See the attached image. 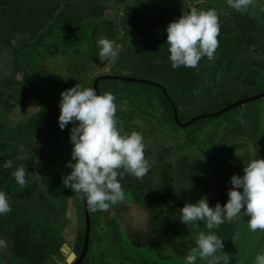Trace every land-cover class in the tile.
<instances>
[{
  "label": "rangeland",
  "instance_id": "obj_1",
  "mask_svg": "<svg viewBox=\"0 0 264 264\" xmlns=\"http://www.w3.org/2000/svg\"><path fill=\"white\" fill-rule=\"evenodd\" d=\"M77 1L82 3L84 11H90L93 5L106 8L103 17L92 19L87 23V37L91 44L87 60L75 61L73 64L76 69L74 78L79 80L81 88H87L93 78L113 75V71L117 70L116 62L122 59L121 57L133 44L132 37L124 34L120 27L124 9L132 6L141 18L148 19L151 16L138 0ZM263 2L264 0H255L253 6L240 13L260 22ZM169 5H175L174 10L161 14L159 18L153 20L154 24L158 25V30L181 17L175 9L180 10L182 14L191 8L215 9L219 16V23L228 21L236 12L228 6L227 0H176ZM179 6L183 10L179 9ZM67 34L66 30L58 26L47 25L31 42L28 37L18 35L13 40V45L20 53L15 55L12 51H5L0 55V88L5 95L8 96L11 90L5 89L3 84L13 76L18 81L24 79L32 81L34 91L38 95L59 105L62 92L44 90L41 87V76L33 70L32 66L41 56H44L47 59L42 62L40 70L46 74L47 79L56 80L66 74L70 59L61 56L60 52L64 49L69 50L73 56H77L79 52V48L72 43V40L61 42L62 37ZM110 35H112L111 38L108 37ZM102 37L114 42L117 53L115 58L103 62L98 58L100 49L97 46L98 39ZM14 62L21 66L23 72H14ZM217 66L216 57L204 66L208 72L207 80ZM226 68L223 77L214 76L209 80L212 86L226 80L229 82V90L236 88L237 91L242 92V95L247 94L246 97L263 92L264 50L244 51V54L230 58ZM31 111V108L23 111L14 104V109L7 115L6 122H0V135H11L16 123L28 119ZM155 115L156 113L153 112V116ZM230 122L233 126H242L246 133L229 135ZM74 126L70 123L61 130L58 123L40 138L45 150L51 151L53 155L44 164L37 181L29 190L24 194L15 195L11 188L14 182L9 187L4 185L0 187V191L6 193L10 207L14 205L26 207V219L38 231L39 236L47 242H56V244L60 242L56 255H46L44 258L38 256L33 264L72 263L67 259L69 253H74L81 193H74L65 187L62 177L71 172L66 165L71 160L73 144L70 133ZM133 131L138 132L131 129H124L123 132L127 135ZM141 135L145 146V159L151 165L150 171L143 181L132 178L123 179L121 183L125 191L124 199L111 205L108 211H100V219L92 233V264H123L127 250L151 253L154 258L153 264L186 260L187 254L196 246L197 235L200 232L208 234L210 231L213 232V229H207L203 221H196L188 226L185 225V233L182 235L166 233L158 227L155 213L139 204L141 201L146 202L148 188L154 189L158 185L156 167L161 149L162 147L169 149L164 160L173 166L174 185L169 196L173 212L181 217L180 209L186 203H196L204 197L207 198L209 206L213 207L216 202L219 178L226 181L225 169L232 156L242 157L245 161L244 166L253 159H264V97L237 106L228 118L208 122L199 130L172 133L169 127L159 125L149 135ZM55 136L60 138V142L56 141ZM12 150L13 148L0 142V157L10 154ZM31 163L29 159L26 171ZM67 192L70 195H65ZM6 215H0V264H32L22 252L14 250L18 248L14 247L12 235L2 228V220ZM247 221L248 217L241 212L237 220L233 222L236 238L222 239L224 243L222 251L230 255L228 264H254L255 257L264 253V232L251 231ZM64 246L70 248L67 253L62 251ZM216 255L220 256L223 253L218 251ZM202 264H206V261Z\"/></svg>",
  "mask_w": 264,
  "mask_h": 264
},
{
  "label": "trees",
  "instance_id": "obj_2",
  "mask_svg": "<svg viewBox=\"0 0 264 264\" xmlns=\"http://www.w3.org/2000/svg\"><path fill=\"white\" fill-rule=\"evenodd\" d=\"M175 1L138 0L139 4L144 6L151 16L148 19L138 16L132 6H127L123 11L120 27L124 34L132 37L133 44L121 57L122 59L116 62L117 70L113 71V75L143 79L158 84L166 90L168 98L164 96L159 87L154 85L115 79L100 80L96 86L97 94L103 95L111 92L115 96L117 105L115 118L122 135H125L124 129L137 130L140 134L149 135L159 125L169 127L172 133L199 130L208 122L228 118L237 107L216 116L212 114L236 102L235 100H241L247 96V94L242 95V92L237 91L236 88L229 90V82L226 80L215 86H212L209 80L214 76L218 78L224 76L227 69L226 63L230 58L244 54V51L259 52L264 50V10H262L264 7L260 11V22L236 11L228 21L219 23V44L215 52L218 66L207 80L208 72L204 68L210 62L207 57L200 60L198 68L181 66L173 70L169 60V45L166 43L167 27L158 30V25L153 22L154 18H159L161 14L174 10L175 5L171 6L169 3ZM179 9L182 7L179 6ZM175 10L182 16L180 10ZM198 10L209 9L203 7ZM105 11L106 8L100 5H93L90 11H84L82 3L77 0H0V55L5 51H12L15 55L20 53L13 45V40L18 35L28 37L31 42L47 25H55L66 30L68 34L62 37L61 42L72 40V43L79 48L77 56H73L69 50L65 49L60 52L61 56L70 59L66 74L56 80L47 79L46 74L40 70L42 62L47 59L44 56H41L39 61L32 66L33 70L40 74L41 87L44 90L63 92L79 84V80L74 78L76 69L73 64L75 61H86L91 50V44L87 37V23L92 19L103 17ZM111 36L108 37L111 38ZM13 67L14 72H23L18 63L14 62ZM95 79L93 78L89 82L87 88L94 89ZM3 87L10 89L11 92L6 96L0 88V122H6V117L11 114L14 104L23 111L32 109L28 119L16 123L11 135H0V142L13 148L10 154L0 157V187L3 185L9 187L14 182L11 186L13 194L20 195L34 185L40 175V170L53 155L51 151L45 150L40 138L58 124L60 107L49 99L38 95L34 91L33 82L28 79L18 81L12 76L6 80ZM262 91L264 92V86ZM173 109L176 110L180 123H185L196 116L202 117L182 128L174 120ZM153 112L156 113L155 116H153ZM229 126L231 128L228 130L229 135L246 133L240 125L233 126L230 122ZM55 139L60 142L58 136H55ZM21 147L23 152L20 151ZM168 153L169 149L162 147L156 167L158 185L154 189L148 188L146 202H138L155 213L157 225L164 232L182 235L185 233V224L181 223V217L173 212L169 202L174 179L172 164L164 160ZM20 155L25 158L17 159ZM29 159L32 163L29 164L26 171V184L21 187L13 179L12 172L21 165L26 168ZM8 160L13 161L12 168H4V164ZM244 162L240 156L231 157L225 169L226 181L219 178L216 202L213 207L217 203L221 205L227 203L228 190L232 188L231 177L233 175L243 176ZM68 193L65 195H70ZM26 213L24 205H14L11 206V212L7 213L2 220V228L12 235L14 247L18 248L14 250L22 252L32 264L38 256L44 258L46 255H56L60 242L57 244L56 242H47L42 236H39L38 231L27 221ZM88 219L90 230L88 249L80 264L93 263L92 233L95 224L100 219V211L91 212L88 208ZM85 231L86 220L81 196L73 246V252L77 257L83 250ZM213 232L221 239L234 240L233 237H235L233 223L226 222L218 229H213ZM41 235L43 234L41 233ZM197 260L196 263H201V261L203 263V260ZM153 263L152 254L147 251L127 250L125 252L123 264ZM163 264H185V260H171Z\"/></svg>",
  "mask_w": 264,
  "mask_h": 264
},
{
  "label": "clouds",
  "instance_id": "obj_3",
  "mask_svg": "<svg viewBox=\"0 0 264 264\" xmlns=\"http://www.w3.org/2000/svg\"><path fill=\"white\" fill-rule=\"evenodd\" d=\"M237 12H244L255 4V0H227ZM264 10V9H262ZM169 60L173 70L183 66L198 68L202 58L215 59L220 31L219 16L215 9L191 8L167 26ZM98 58L101 62L115 58L114 42L108 38L98 39ZM59 127L64 130L70 123V140L73 144L71 160L66 167L70 174L62 177L63 185L74 193H82L89 211H108L111 205L122 201L125 191L121 181L132 178L143 181L151 165L145 159L143 136L136 131L122 135L115 118L117 105L111 93L98 95L92 88H81L79 84L61 93ZM23 152V148L20 149ZM23 155L17 159H24ZM36 163H39L36 161ZM8 160L4 168H12ZM243 176L233 175L228 190V201L210 207L206 197L196 203H186L180 209L181 223L190 225L205 222L207 229H218L224 223H233L243 212L248 217L251 231L264 232V159H253L243 169ZM16 183L26 184L23 165L12 172ZM242 189V191H240ZM11 212L6 193L0 191V215ZM236 237H233L235 239ZM186 256L185 264H196L197 259L206 264H228L230 255L223 250V240L214 232H200ZM223 255L217 256V252ZM254 264H264V253L255 257Z\"/></svg>",
  "mask_w": 264,
  "mask_h": 264
},
{
  "label": "water",
  "instance_id": "obj_4",
  "mask_svg": "<svg viewBox=\"0 0 264 264\" xmlns=\"http://www.w3.org/2000/svg\"><path fill=\"white\" fill-rule=\"evenodd\" d=\"M107 79H115V80H121V81H126V82H136V83H145V84L154 85L156 87H159L162 90L164 96L166 98H168L166 90L162 86H160L158 84H155L153 82L147 81V80L135 79V78L126 77V76H116V75L98 76V77H96V79L94 80V83H93L94 90L97 92V87L96 86H97V83L100 80H107ZM262 97H264V92H261V93H258V94L252 95V96H248L246 98H243L241 100L233 102L231 105L225 107L224 109H222L219 112L214 113L212 115L216 116V115L222 114V113L228 111L231 108H234V107H237V106H240V105H244L247 102L254 101V100H257V99L262 98ZM173 114H174L175 122L177 123L178 126H180L182 128H185V127L189 126L192 122L197 120L199 117H202V116H196V117H193L191 120H189V121H187L185 123H180L178 121L177 112H176L175 109H173ZM212 115H210V116H212ZM81 196H82L83 207H84V212H85L86 231H85V234H84L83 250H82L81 254L79 255V257H76V255L74 253H69L68 254V259L67 260H68V262H72L71 264H80L81 263V261L83 260V258L85 257V255L87 253L88 243H89V231L90 230H89L87 201H86V198L83 196L82 193H81ZM69 250H70V248L68 246H64V248L62 249V251L64 253H67Z\"/></svg>",
  "mask_w": 264,
  "mask_h": 264
},
{
  "label": "flooded vegetation",
  "instance_id": "obj_5",
  "mask_svg": "<svg viewBox=\"0 0 264 264\" xmlns=\"http://www.w3.org/2000/svg\"><path fill=\"white\" fill-rule=\"evenodd\" d=\"M77 257V256H76Z\"/></svg>",
  "mask_w": 264,
  "mask_h": 264
}]
</instances>
